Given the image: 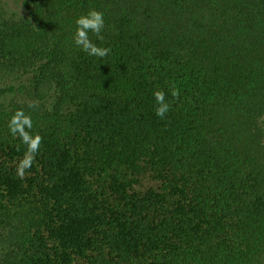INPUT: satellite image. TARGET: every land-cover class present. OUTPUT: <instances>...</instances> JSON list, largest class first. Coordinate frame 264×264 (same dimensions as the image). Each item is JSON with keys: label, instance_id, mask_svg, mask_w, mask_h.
<instances>
[{"label": "trees", "instance_id": "trees-1", "mask_svg": "<svg viewBox=\"0 0 264 264\" xmlns=\"http://www.w3.org/2000/svg\"><path fill=\"white\" fill-rule=\"evenodd\" d=\"M27 3L0 23V95L26 98L0 107V264H259L264 0ZM92 8L104 58L74 43ZM20 108L42 137L23 179Z\"/></svg>", "mask_w": 264, "mask_h": 264}, {"label": "clouds", "instance_id": "clouds-1", "mask_svg": "<svg viewBox=\"0 0 264 264\" xmlns=\"http://www.w3.org/2000/svg\"><path fill=\"white\" fill-rule=\"evenodd\" d=\"M76 31L74 33V43L89 56L104 58L109 55L110 48L97 45L90 37L93 34L97 40L102 41V31L105 28V15L102 11L92 8L85 14L80 15L76 20ZM173 97L179 95L178 90L173 89ZM155 101V114L157 117L165 118L170 111L171 104L166 99V93L163 90L153 92ZM37 105L29 104V109H35ZM33 119L30 111L24 108L16 110L8 121V129L14 138H19L23 145H26L24 157L17 166V175L23 179L25 171L32 167L36 155L39 153L42 137L33 134Z\"/></svg>", "mask_w": 264, "mask_h": 264}, {"label": "rangeland", "instance_id": "rangeland-1", "mask_svg": "<svg viewBox=\"0 0 264 264\" xmlns=\"http://www.w3.org/2000/svg\"><path fill=\"white\" fill-rule=\"evenodd\" d=\"M28 0H0V23L4 20L8 21H18L28 14ZM9 83L0 77V88H5ZM26 98L22 95L17 94H5L0 95V107L1 108H11L16 104L23 103ZM57 98L54 96L51 100L46 102V106L53 109L56 104ZM264 125V116L261 119ZM158 184L149 176L143 178L141 184L138 186L139 189L145 190L152 186H157ZM259 264H264V256L262 257Z\"/></svg>", "mask_w": 264, "mask_h": 264}]
</instances>
